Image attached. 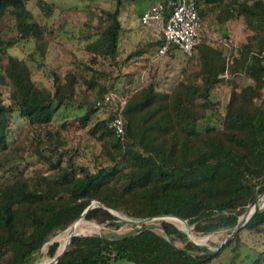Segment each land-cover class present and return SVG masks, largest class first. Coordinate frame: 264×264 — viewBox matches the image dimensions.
Returning a JSON list of instances; mask_svg holds the SVG:
<instances>
[{
    "label": "trees",
    "instance_id": "obj_1",
    "mask_svg": "<svg viewBox=\"0 0 264 264\" xmlns=\"http://www.w3.org/2000/svg\"><path fill=\"white\" fill-rule=\"evenodd\" d=\"M125 1L89 10L76 44L84 55L49 64L48 85L36 69L52 55L58 4L0 0V264H36L45 246L56 256L70 236L61 247L53 238L81 217L115 228L130 224L122 216L159 224L75 235L54 264H211L228 247L237 256L249 245L245 232L257 237L249 264H264V207L213 249L192 240L181 219L173 218L180 228L165 218L183 217L198 234L231 233L264 192V0H196L202 27L192 54L174 44L158 55L162 34L123 58ZM160 1L168 16L170 0ZM209 3L228 22L222 38L203 29ZM237 19L246 39L235 46ZM20 44L30 48L24 56L11 51ZM242 75L253 84L243 88ZM222 85L224 114L214 95ZM112 90L126 99L122 135L111 126L120 98L105 101Z\"/></svg>",
    "mask_w": 264,
    "mask_h": 264
},
{
    "label": "rangeland",
    "instance_id": "obj_2",
    "mask_svg": "<svg viewBox=\"0 0 264 264\" xmlns=\"http://www.w3.org/2000/svg\"><path fill=\"white\" fill-rule=\"evenodd\" d=\"M58 4V8L55 12V18H54V32L55 34V43L52 45L51 48V57L49 59V63L43 64V66L37 68L36 78L37 80L42 84H48L50 85L52 75L50 74V66L49 64L53 65H60L63 64L65 67L69 66L71 61L76 56H83L84 51L77 47V43L79 42V37L82 36L85 33V26L84 22L89 17L90 12L89 10L93 9L96 13L99 11L100 7H107V8H113L116 6V0H53ZM151 0H131V1H125L122 7L121 12V20L123 23V26L125 27V30L121 32V41L119 45V52L120 55L125 58L128 53L133 51L135 48L139 46L140 43L145 42L144 40H148L151 38L149 35L147 39L146 32L140 25L141 21V12L142 9H144ZM29 6L34 10V12L38 13L39 8L34 5L33 1L29 2ZM96 15V14H95ZM142 23V22H141ZM147 27V26H145ZM244 23L242 19H237L232 21L230 29H231V39L233 41V44L237 46L240 42L246 39V34L243 31ZM149 30L152 31V28L147 27ZM203 27V29H205ZM206 30V29H205ZM156 31V30H153ZM210 31V29H209ZM156 33V32H155ZM210 36L213 38H222L223 32L219 30L217 33L215 30L210 31ZM161 34V33H160ZM83 42L85 41V38L82 39ZM11 51L17 55L24 56L27 54L28 51H30V48L25 45H18L13 48H11ZM163 57V61L167 58ZM161 57V61H162ZM136 60L131 59L129 60L124 66L127 70L130 69L132 61ZM162 66L164 63L162 62ZM115 67V65H114ZM146 70V69H145ZM148 71V69H147ZM142 73V79H146L148 76V72ZM119 70L116 71L118 73ZM239 83L244 88L245 86H248L249 84H253V80L251 78H248L247 76H239ZM121 83V82H120ZM251 91L250 89H248ZM264 91H262V94ZM214 95L216 97V100L218 101V107H219V113L224 114L225 113V104L229 97V88L227 86H220L214 90ZM79 112L76 110H70L67 115L71 116L72 118L76 115V113ZM99 116H105L106 112L103 110L99 111ZM70 118V119H72ZM257 206L264 207V193L260 195ZM243 216V215H242ZM124 218H127L126 216H122ZM167 220L172 221L175 223L178 227H180L177 224V221L174 220V217L166 216ZM128 219V218H127ZM79 223L74 228L75 232H81L85 234H92V233H98L101 234L102 232H119L123 233L126 231H129L133 225L130 224H124L120 227H109L107 225L95 222L94 220H89L84 217L78 219ZM149 223L153 224H159L157 219H151L148 221ZM134 224V223H132ZM138 225V224H136ZM181 228V227H180ZM193 227L191 226V237L198 243H201L203 245H207L210 248H215L216 245H219L222 241H224L227 237H229L231 233H229V230H218L216 232L210 233V234H198L192 231ZM69 228L65 229L64 231L57 234L53 240H58L60 243V247L62 246L63 238L67 236ZM66 234V235H65ZM207 236V239L205 241H202V237ZM245 239L249 242V245H243L240 246V253L237 256H234V251L232 247H228L222 255L219 257L218 260L214 261L211 264H249L253 257L255 256V252L250 248V245H256V238L255 236L248 234L245 232L244 234ZM259 239V237H258ZM261 241V238L259 239ZM59 253V252H58ZM53 257L49 256L47 254V247H43V251L39 257V260L36 264H47L50 260H52ZM232 258H235V262H232Z\"/></svg>",
    "mask_w": 264,
    "mask_h": 264
},
{
    "label": "built area",
    "instance_id": "obj_3",
    "mask_svg": "<svg viewBox=\"0 0 264 264\" xmlns=\"http://www.w3.org/2000/svg\"><path fill=\"white\" fill-rule=\"evenodd\" d=\"M171 10L166 16V4L156 0L141 15V22L164 35L165 41L158 49V55L165 54L171 45H178L183 51L192 54L199 42L202 27V18L196 0H170ZM118 93L110 91L105 96V101L118 97ZM119 114L111 121L118 135L125 131L124 117L121 110L126 103L123 96H119Z\"/></svg>",
    "mask_w": 264,
    "mask_h": 264
},
{
    "label": "water",
    "instance_id": "obj_4",
    "mask_svg": "<svg viewBox=\"0 0 264 264\" xmlns=\"http://www.w3.org/2000/svg\"><path fill=\"white\" fill-rule=\"evenodd\" d=\"M264 193V192H263ZM263 193H261V194H259L258 196H256L255 198H254V200L252 201V203L248 206V208H247V211L245 212V214H243V216L241 217V219L237 222V224H236V227L234 228V230H233V232H232V234L229 236V237H227L224 241H222L220 244H219V247H221L222 245H224L226 242H228L229 240H231L233 237H234V235H235V233L237 232V230L244 224V222H246V221H248V219L250 218V216H251V213L253 212V211H255L257 208H258V206H257V201H258V199H259V197H260V195H262ZM95 205H101V203L99 202V201H95ZM170 217H176V218H180V219H182V220H184L186 223H187V226L188 227H190L191 228V226H190V224H189V222H188V220L187 219H185V218H183V217H178V216H174V215H169ZM82 218V217H81ZM122 219H126V220H128V222H130V223H134V224H138V225H145V223H148V221L149 220H151V219H154V218H150V217H148V218H140V219H127V218H124V217H122ZM77 222V220L72 224V225H70V227L69 228H72L71 229V232H70V238H69V240H68V242H67V245L56 255V256H54L53 258H52V260H50L47 264H54V263H56L57 261H58V259H60V257L61 256H63L65 253H66V251L69 249V247H70V245H71V242H72V240H73V238H74V236L75 235H85V233H81V232H75V230H74V224ZM153 226H157V224H153ZM182 230H184L186 233H187V235L192 239V240H194L192 237H191V235H190V232H188L187 230H185V229H183V228H181ZM167 237H168V239L169 240H172V236L169 234V233H167ZM195 241V240H194ZM196 242V241H195ZM198 243V242H197ZM199 244H201V243H199Z\"/></svg>",
    "mask_w": 264,
    "mask_h": 264
},
{
    "label": "crops",
    "instance_id": "obj_5",
    "mask_svg": "<svg viewBox=\"0 0 264 264\" xmlns=\"http://www.w3.org/2000/svg\"><path fill=\"white\" fill-rule=\"evenodd\" d=\"M155 2V0H151L150 3L144 8L142 9V12L140 15H142V13L151 5ZM204 10H205V21H206V30H207V33L208 34H211L210 31L212 32V30H215L217 33L219 32V30H221V32L224 31V29L227 28L228 26V22H225V23H221V19L219 17H217V15L219 14V10L220 8H218L217 6L215 5H212V4H204ZM225 13V12H224ZM224 15V14H223ZM226 15V13H225ZM224 15V16H225ZM140 25L141 27L144 29V31L146 32V37L145 39H147V37L150 35L151 38L148 39L149 40H156L158 39L162 33L160 34V32H157V31H152L149 30L147 27H145V25L143 23H141L140 21ZM210 29V31H209ZM156 32V33H155ZM146 41V40H144ZM182 54L183 53H179L178 54V57L176 59H174V61H180V59L182 58Z\"/></svg>",
    "mask_w": 264,
    "mask_h": 264
},
{
    "label": "bare ground",
    "instance_id": "obj_6",
    "mask_svg": "<svg viewBox=\"0 0 264 264\" xmlns=\"http://www.w3.org/2000/svg\"><path fill=\"white\" fill-rule=\"evenodd\" d=\"M176 218V217H175ZM180 219V218H179ZM182 220V219H181ZM182 221H184V220H182ZM185 222V221H184ZM79 223V221H77L75 224H74V228L77 226V224ZM176 223V222H175ZM186 223V222H185ZM80 224V223H79ZM178 224V223H177ZM186 225H187V223H186ZM188 227V226H187ZM71 229L72 228H69V230H68V233H67V236H65L66 238H68L69 236H70V232H71ZM188 229L190 230L191 228L190 227H188ZM66 235V234H65ZM201 239H203V240H206L207 239V236H203ZM67 245V244H66ZM65 245V246H66Z\"/></svg>",
    "mask_w": 264,
    "mask_h": 264
}]
</instances>
